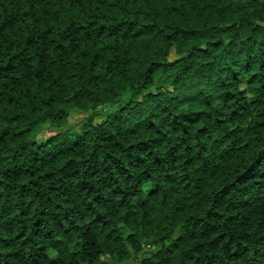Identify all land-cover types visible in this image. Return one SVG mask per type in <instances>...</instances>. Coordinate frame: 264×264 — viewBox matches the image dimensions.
<instances>
[{"label":"trees","instance_id":"obj_1","mask_svg":"<svg viewBox=\"0 0 264 264\" xmlns=\"http://www.w3.org/2000/svg\"><path fill=\"white\" fill-rule=\"evenodd\" d=\"M106 263L264 264V0H0V264Z\"/></svg>","mask_w":264,"mask_h":264},{"label":"rangeland","instance_id":"obj_2","mask_svg":"<svg viewBox=\"0 0 264 264\" xmlns=\"http://www.w3.org/2000/svg\"><path fill=\"white\" fill-rule=\"evenodd\" d=\"M84 118V115H82V114H80V113H73L72 114V117H71V119H70V123L72 124V125H77L79 122H81L82 121V119ZM147 250H149V247H145L144 248V251L146 252ZM105 261H107L106 259H104ZM106 264H108V263H106Z\"/></svg>","mask_w":264,"mask_h":264}]
</instances>
